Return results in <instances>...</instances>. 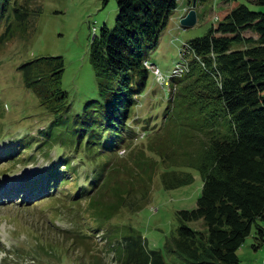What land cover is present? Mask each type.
<instances>
[{"label":"trees","instance_id":"trees-1","mask_svg":"<svg viewBox=\"0 0 264 264\" xmlns=\"http://www.w3.org/2000/svg\"><path fill=\"white\" fill-rule=\"evenodd\" d=\"M0 1V19L6 23L0 43L27 38L35 13L30 0ZM185 1L190 6L191 0ZM206 1L196 0V7ZM247 1L264 6V0ZM218 6H224L222 15H215L208 32L185 43L188 71L171 80L167 118L137 152L129 149L135 133L128 122L149 75L142 50L157 47L177 0H116L114 26H103L90 45L100 101L87 103L75 119H70L67 95L60 89L61 56L38 57L17 68L24 88L53 116L41 134L50 143L83 152L91 164L84 183L74 185L68 199L73 204L87 201L94 232L121 210L135 213L143 208L160 168L164 189L193 182L190 173L173 167L199 172L202 187L196 207L178 212L179 224L164 243L168 253L188 264H240L237 251L253 230L257 245L264 242L259 224L264 221V12L230 6L229 0ZM121 148L129 150L125 158L117 156ZM9 151L4 148L0 157L10 156ZM76 168L72 160L59 158L43 178L25 186L32 193L44 181L46 189H59L76 182ZM47 194L45 190L38 196ZM34 199L32 195L22 205ZM198 220L205 233L185 224ZM113 251L118 264H167L161 251L147 249L146 240L132 228Z\"/></svg>","mask_w":264,"mask_h":264},{"label":"rangeland","instance_id":"rangeland-1","mask_svg":"<svg viewBox=\"0 0 264 264\" xmlns=\"http://www.w3.org/2000/svg\"><path fill=\"white\" fill-rule=\"evenodd\" d=\"M223 1L207 0L198 5L195 24L181 27L178 17L190 7L185 0H177V8L157 47L142 50L145 59L166 80L175 63L181 61L179 52L183 45L203 37L214 25V16L221 17L224 6L218 4ZM229 3L264 12V6L252 5L247 0H229ZM29 6L35 13L30 18L27 38L15 36L9 42L0 43V153L4 148L11 150L10 156L5 157L7 153H4L0 157V264H118L113 246L130 228L146 240L147 249L160 250L167 264H188L168 253L164 243L179 224L178 212L196 207L202 187L199 172L173 167L190 173L193 182L164 189L160 168L152 178L143 208L135 213L121 210L94 232L96 223L90 217L87 201L73 204L68 199L74 194L73 186L84 183L91 164L83 159V152L62 147L65 145H59L58 141L50 143L41 134L40 130L48 127L53 116L39 105L35 94L24 88L17 70L22 63L38 57L61 56L64 70L60 89L67 95L70 119L80 116L87 103L100 101L90 62V45L103 26L108 29L114 26L116 0H30ZM2 7L0 1V14ZM4 21L0 19V36L5 31ZM167 89V85L157 83L149 72L146 89L137 97L128 122L135 133L129 141L130 150L137 152L142 143L146 144L147 136L167 118ZM59 140L62 142L64 138ZM128 152L127 148H121L117 156L125 158ZM18 157L24 161H15ZM59 158H68L77 167L76 182L64 183L59 189H46L43 181L30 193L25 184L43 178ZM79 164L84 167H78ZM45 190L47 196L39 197ZM32 195L35 199L22 205ZM185 224L192 230L206 231L201 220ZM259 224L264 229V221ZM255 237L253 230L237 251L240 264H264V242L258 246Z\"/></svg>","mask_w":264,"mask_h":264},{"label":"built area","instance_id":"built-area-1","mask_svg":"<svg viewBox=\"0 0 264 264\" xmlns=\"http://www.w3.org/2000/svg\"><path fill=\"white\" fill-rule=\"evenodd\" d=\"M214 21L216 20V16H214ZM185 52L184 50L179 52V57L181 59L180 62L175 63L172 72L169 74V76L166 78L161 74V72L154 67L152 64L149 62H144V67L152 73V75L155 78V81L158 82L159 84L167 85L169 83V80L172 78H179L183 76L187 71H188V65L186 60L184 59Z\"/></svg>","mask_w":264,"mask_h":264},{"label":"water","instance_id":"water-1","mask_svg":"<svg viewBox=\"0 0 264 264\" xmlns=\"http://www.w3.org/2000/svg\"><path fill=\"white\" fill-rule=\"evenodd\" d=\"M196 0H191L190 9L184 17L179 20L181 27L193 26L196 22Z\"/></svg>","mask_w":264,"mask_h":264},{"label":"crops","instance_id":"crops-1","mask_svg":"<svg viewBox=\"0 0 264 264\" xmlns=\"http://www.w3.org/2000/svg\"><path fill=\"white\" fill-rule=\"evenodd\" d=\"M183 11H184V9H183ZM184 15H180L178 18L180 19L181 17H183Z\"/></svg>","mask_w":264,"mask_h":264}]
</instances>
